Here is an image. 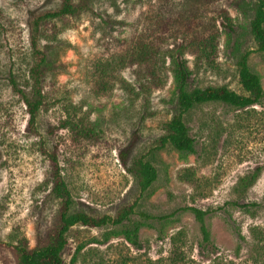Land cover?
I'll list each match as a JSON object with an SVG mask.
<instances>
[{
	"label": "rangeland",
	"instance_id": "374dc122",
	"mask_svg": "<svg viewBox=\"0 0 264 264\" xmlns=\"http://www.w3.org/2000/svg\"><path fill=\"white\" fill-rule=\"evenodd\" d=\"M59 0H0V240L25 238L29 249L55 225L58 202L50 195L49 164L41 145L56 147L71 211L114 217L135 203L129 221L67 233L63 264H264V97L236 108L222 102L195 105L183 115L192 153L165 145L163 125L176 113L175 60L184 61L187 89L220 87L242 92L236 62L247 64L264 93V53L250 34L249 0H91V11L42 27L48 56L45 106L28 129L24 104L8 84L9 70L28 88L30 11L56 8ZM228 17L230 22L224 20ZM215 36L212 61L189 44ZM185 44V45H184ZM143 50L150 59L140 62ZM97 132L75 139L55 129L66 106ZM127 167L143 157L157 177L140 192ZM206 212L209 241L187 208ZM142 223L139 244L120 231ZM0 264H17L0 246Z\"/></svg>",
	"mask_w": 264,
	"mask_h": 264
},
{
	"label": "trees",
	"instance_id": "16d2710c",
	"mask_svg": "<svg viewBox=\"0 0 264 264\" xmlns=\"http://www.w3.org/2000/svg\"><path fill=\"white\" fill-rule=\"evenodd\" d=\"M252 3V18L249 22L250 34L256 46V51L264 53V0H249ZM91 0H59L56 8L43 11H30L28 19V47L31 64L27 71L28 88L19 86L14 75L9 70L8 84L14 94L18 96L25 106L28 115V129L36 134V119L39 111L46 104L43 92V78L48 71V56L40 46L39 40L44 24L55 19L73 17L84 11H91ZM224 20L230 22L228 17ZM215 36L199 37L189 44L199 52L198 57L205 61H212L215 55ZM185 45V44H184ZM137 54L140 62L150 59V55L143 50ZM249 51L243 52L236 62L238 83L241 93L230 90L225 86L187 89L188 72L182 59L175 60L174 76L176 78V113L164 123L163 134L157 140V149L170 145L176 151L192 153L194 140L189 135L188 128L183 122V115L195 105L206 102H222L236 108H247L257 104L263 97L259 76L252 72L247 64ZM66 117L55 126V129H68L75 139H93L97 136L94 128L79 117L77 107L68 104ZM41 151L45 154L48 164V179L50 183L49 195L58 202L55 225L46 232H40L37 236V244L29 249L25 238H21L15 244L0 240V246L10 248L17 259V264H63L62 252L67 245V233L76 225L99 228L105 225H121L129 221L133 213L135 203L122 206L114 217L108 215L93 216L82 211H71V194L61 175L56 147L46 148L41 145ZM126 151L120 152L119 157L123 167L131 173L137 182L140 192L146 191L155 181L157 173L149 161L143 157L133 160L127 167ZM199 223L202 240L209 241V232L204 224L206 212L197 208H187ZM142 223L133 222L120 231L123 238L132 246L139 244L138 232ZM75 258L71 259L73 264Z\"/></svg>",
	"mask_w": 264,
	"mask_h": 264
}]
</instances>
